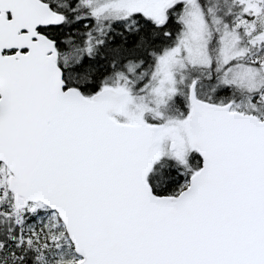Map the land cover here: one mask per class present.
Segmentation results:
<instances>
[{
	"label": "snow or ice",
	"instance_id": "snow-or-ice-1",
	"mask_svg": "<svg viewBox=\"0 0 264 264\" xmlns=\"http://www.w3.org/2000/svg\"><path fill=\"white\" fill-rule=\"evenodd\" d=\"M0 264H264V0H0Z\"/></svg>",
	"mask_w": 264,
	"mask_h": 264
}]
</instances>
